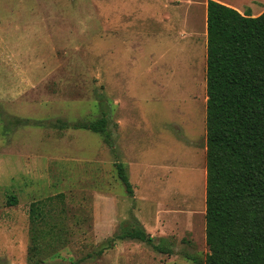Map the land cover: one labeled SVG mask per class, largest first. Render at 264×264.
Listing matches in <instances>:
<instances>
[{"label":"rangeland","instance_id":"obj_1","mask_svg":"<svg viewBox=\"0 0 264 264\" xmlns=\"http://www.w3.org/2000/svg\"><path fill=\"white\" fill-rule=\"evenodd\" d=\"M165 1L0 0V264L210 253L204 9ZM136 227L171 253L118 238Z\"/></svg>","mask_w":264,"mask_h":264},{"label":"trees","instance_id":"obj_2","mask_svg":"<svg viewBox=\"0 0 264 264\" xmlns=\"http://www.w3.org/2000/svg\"><path fill=\"white\" fill-rule=\"evenodd\" d=\"M206 30L205 234L210 253L204 260L190 259L196 264H264V12L252 17L209 0ZM106 123L103 116L74 128L104 133ZM117 174L133 195L122 164ZM118 238L171 253L154 244L142 227Z\"/></svg>","mask_w":264,"mask_h":264},{"label":"crops","instance_id":"obj_3","mask_svg":"<svg viewBox=\"0 0 264 264\" xmlns=\"http://www.w3.org/2000/svg\"><path fill=\"white\" fill-rule=\"evenodd\" d=\"M167 1L170 3H172L171 5V9L173 12H179L182 15H180L177 19L173 20L172 18H170L171 22H178V23H183L185 24L187 22V13H186V9L185 7H193V6H198L203 8V12H204V23H206V27H207V4L209 0H200V1H196V0H166L165 3L167 4ZM216 1L218 3H221L225 6L234 8L236 10H238L240 13L244 14L245 12L249 13L252 17H258L260 16L263 12L264 9H261L259 11H255L253 12V10L251 9V1L249 0L248 2L242 4V3H237V2H229L227 0H213ZM165 4V6H166ZM185 9V10H184ZM169 12V10H168ZM170 13V12H169ZM207 33V30H206Z\"/></svg>","mask_w":264,"mask_h":264}]
</instances>
